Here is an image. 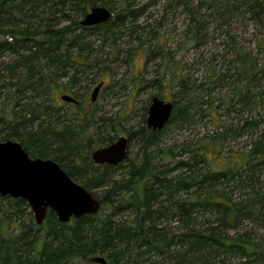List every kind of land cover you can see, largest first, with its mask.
<instances>
[{"label":"trees","instance_id":"1","mask_svg":"<svg viewBox=\"0 0 264 264\" xmlns=\"http://www.w3.org/2000/svg\"><path fill=\"white\" fill-rule=\"evenodd\" d=\"M95 1L0 0V56L10 52L19 58L14 67L22 75L18 86L23 95L41 87L49 92L54 77L65 78L72 64L82 63L76 54L86 48L83 32L97 30L108 38V31L133 22L144 9L132 7L130 0H117L120 9L110 21L81 26L80 19ZM163 1L165 9L183 8L187 15L177 50L196 47L206 36L202 14L207 10L219 18L242 8L264 16V0ZM101 2L111 9L107 1ZM55 22L67 24L55 27ZM229 39L234 41L233 36ZM254 45L229 47L227 68L218 76L231 81L233 90L221 99V114L218 107H206L211 119L238 115L237 123L233 117L231 124L195 138L174 156L163 157L157 148L144 150L139 161H129L120 181L112 178L120 164L96 165L89 160L78 172L77 158L89 157L90 143L67 129L64 122L69 119L51 100L23 95L15 99L14 106L24 107L21 111L31 115V123L41 120L32 134L36 144L22 146L30 157L54 160L90 192L107 184L119 188L114 199L110 190L108 198L100 197L101 207L94 215L61 223L49 210L40 225L31 211L24 214L29 208L24 199L0 196V264H97L91 261L96 255L105 257L106 264H264V238L243 228L246 222H264V38ZM159 46L161 42L145 48L153 57L161 54ZM166 59L159 85L179 81L181 88L187 87L177 62ZM74 77L68 78L66 88L75 84ZM173 105L162 130L140 129L141 144H158V136L180 108ZM83 139L89 148L86 155L79 146ZM230 140H240L241 145L226 149ZM182 155L186 158H177Z\"/></svg>","mask_w":264,"mask_h":264},{"label":"rangeland","instance_id":"2","mask_svg":"<svg viewBox=\"0 0 264 264\" xmlns=\"http://www.w3.org/2000/svg\"><path fill=\"white\" fill-rule=\"evenodd\" d=\"M105 1L110 5L114 18L120 9V2ZM130 2L134 8H144L142 15L133 22L127 20L124 26L112 28L113 31H108V38H103L97 30L83 32L86 48H82V52L78 50L76 54V59L82 63L72 64L67 77H54L49 92L41 87L36 92H24L23 95L18 86L22 75H19L14 67L19 58L10 52L0 56V141L11 139L22 146L25 143L35 145L32 134L37 130L41 120L36 119L31 123V115L21 111L24 107H15L14 102L15 99H22L21 95L35 96L36 101L46 102L48 99L52 101L59 114L69 119L68 122H64L67 129L77 131L90 143L91 149L84 139L79 143L82 155H86L89 149V157L77 158L78 172L84 171L83 168L91 160L90 154L94 149L108 145L106 139L110 138L113 142L119 136L128 137V159L120 163V167L115 169L112 176L114 181H120L125 171L129 169V161H139L144 150L149 152L157 148L161 149L163 157L174 156L184 152L195 138L218 127L220 130V126L231 124L230 122L235 120L233 117L237 123L238 115H232L231 119L225 117L221 120L211 119L207 115L206 107H218L220 114L222 113L221 99L229 96L233 90L231 81L218 76L227 68L225 53L229 47L234 46L253 49L255 41L264 38V16L262 19L258 18L248 9L242 8L231 17L219 18L207 10L205 13L202 12L206 24L203 34L206 36L204 35L196 47L177 50L188 22L183 8L165 9L167 2L163 0ZM145 4L148 6L144 7ZM95 6L104 5L101 0H96ZM66 24L67 22H55V27ZM229 36H233V43ZM160 42L161 54L152 57L145 46L158 45ZM163 55L169 58L170 63L177 62L180 75L187 87L181 88L179 81L159 85L158 74L167 62L166 57L162 59ZM71 75H75V84L66 88L65 83ZM100 81L105 85L96 101L92 103L90 93ZM62 94H70L77 98L78 107H72L61 100ZM153 96L175 102L180 108L175 113L173 122L158 136V144L144 146L138 135L140 129L147 128V108ZM186 110L187 115L184 113ZM225 145L226 149L237 148L241 142L230 140ZM185 155L177 158L185 159ZM173 166L171 164L170 167ZM75 182L79 183L77 180ZM118 188L114 184H107L92 192L100 199L104 195L108 198L110 190L109 197L114 199ZM29 211V208H24V214ZM31 216L33 218L32 212ZM256 222H246L243 228L264 238V222Z\"/></svg>","mask_w":264,"mask_h":264},{"label":"water","instance_id":"3","mask_svg":"<svg viewBox=\"0 0 264 264\" xmlns=\"http://www.w3.org/2000/svg\"><path fill=\"white\" fill-rule=\"evenodd\" d=\"M113 12L105 6H94L80 19V25L91 27L111 20ZM103 85L99 82L90 93L94 102ZM64 102H76L70 94L60 96ZM174 105L153 96L147 108L146 127L160 131L169 121ZM128 137L119 136L107 146L94 149L90 158L94 164L117 165L127 158ZM0 196L26 201L37 225L45 221L48 211L55 213L61 223L94 215L101 201L75 182L57 162L50 158L30 157L22 145L14 140L0 141ZM91 261L106 264L105 257L96 255Z\"/></svg>","mask_w":264,"mask_h":264},{"label":"flooded vegetation","instance_id":"4","mask_svg":"<svg viewBox=\"0 0 264 264\" xmlns=\"http://www.w3.org/2000/svg\"><path fill=\"white\" fill-rule=\"evenodd\" d=\"M101 82V81H100ZM98 84V83H97ZM105 84L103 83V85H102V87L104 86ZM102 87H101V89H102ZM101 89H100V91H101ZM100 91H99V93H100ZM99 93H98V95H99ZM98 95H97V97H96V99L98 98ZM74 97V96H73ZM75 98V97H74ZM76 99V102H72V103H67V102H65V103H67V104H69L70 106H72V107H78V105H79V100L77 99V98H75ZM91 101V100H90ZM96 101V100H95ZM94 101V102H95ZM92 102V101H91ZM94 102H92V103H94ZM91 159V158H90ZM92 161V160H91ZM96 165H100V164H96ZM102 165H104V164H102Z\"/></svg>","mask_w":264,"mask_h":264}]
</instances>
